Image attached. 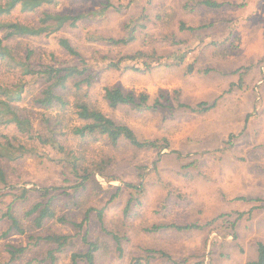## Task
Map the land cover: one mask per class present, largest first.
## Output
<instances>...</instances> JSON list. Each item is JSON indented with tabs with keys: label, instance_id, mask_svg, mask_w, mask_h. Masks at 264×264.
<instances>
[{
	"label": "rangeland",
	"instance_id": "rangeland-1",
	"mask_svg": "<svg viewBox=\"0 0 264 264\" xmlns=\"http://www.w3.org/2000/svg\"><path fill=\"white\" fill-rule=\"evenodd\" d=\"M202 1L56 0L28 14L16 10L10 15L33 27L46 12L85 15L76 26L67 23L49 36L14 38L10 43L21 57L31 50L34 65H82L59 46V39L67 38L84 60H91L92 72L97 68L90 93L102 110L132 128L140 140L167 139L170 144L159 151L137 149L127 142L113 147L105 140H90L89 154L112 159L110 173L118 179L108 183L95 174L98 184L90 181L78 196L81 208L67 204L78 181L53 160L55 154L48 155L50 148L39 145L41 157L28 156L13 164V186L58 188L51 195L58 196L59 214L81 222L84 210L94 209L89 226L82 230L51 221L38 231L74 236V246L57 264H71V253L87 251L85 236L99 245L97 264H245L256 258L257 243L264 242V0H213L221 5L218 9L201 5ZM187 3L191 8L185 7ZM128 26L136 29L134 43L112 52L100 43L101 37H126ZM139 51L146 54L144 71L110 70L100 60L103 56L118 60ZM2 78L27 82H21L24 104L36 113L34 121L41 120L44 109L32 101L43 82L12 73ZM106 86L136 95L146 93L148 107L111 109L103 100ZM161 94L169 95L171 107L154 108ZM180 103L194 109L200 104L212 108L202 112L178 107ZM61 140L80 148V141L69 136ZM140 181L145 193L126 215L130 195L125 184ZM40 199L33 194L29 205ZM99 210H103L109 234L122 239V253L112 235L102 230ZM213 220V225H207ZM172 224L204 228L148 231ZM7 227L1 224L0 233ZM26 243L27 238L16 233L0 240V259H8L6 244ZM52 248L41 243L36 253L33 250L12 264L31 260H37L32 264H47L38 262Z\"/></svg>",
	"mask_w": 264,
	"mask_h": 264
},
{
	"label": "trees",
	"instance_id": "trees-1",
	"mask_svg": "<svg viewBox=\"0 0 264 264\" xmlns=\"http://www.w3.org/2000/svg\"><path fill=\"white\" fill-rule=\"evenodd\" d=\"M55 2L56 0H0V225L8 226L0 233V240L7 239L12 233L27 238L25 246L6 244L4 251L7 253L8 259L6 261L0 259V264L17 262L23 257L29 256L33 250L36 253L41 243L51 245L54 248L48 250L43 260L38 263L46 261L47 264H57L60 258L67 256L68 248L74 246V236L57 233L41 235L37 234L38 231L44 229L45 225L51 221L69 224L82 230L89 226L90 216L94 211L91 207L86 208L83 220L77 222L65 214H59L60 211L56 206L58 196L51 195L58 188L36 190L12 185L10 172L13 170V164L28 156L41 157L39 145L50 148L51 152L48 155L55 154L53 160L62 165L78 181V185L72 188L75 192L71 194L72 198L67 203L74 208L82 207L77 199L81 195L82 189H85L86 184L90 181L98 184L95 174H98L108 183L118 179L110 173L112 159L99 158L97 153L89 154L91 150L87 148V145L90 140H105L113 147L120 146L122 142H127L137 149L162 151L170 148L167 139L140 140L132 128L117 123L102 110L98 101L90 93L97 68L92 72V67L89 66L91 60H84L67 38H60L59 46L71 57H77L82 65L69 63L59 67L44 64L34 65L30 62L31 50H28L25 57L19 55L17 49L10 43L12 39L49 36L60 31L67 23L76 26L80 20L84 19L85 15L83 14L61 15L46 12L40 18L39 25L33 27L30 24L13 20L10 16L16 10L28 14ZM201 5L212 9L221 7L213 0H203ZM185 7L191 8L190 3H187ZM180 28L186 29L185 24H181ZM128 29H130L129 26ZM135 33L136 29H130L129 34L122 39L101 37L99 41L108 48L109 52H112L115 47H124L134 43L136 41ZM145 55L144 52L139 51L131 55H122L118 60H112L108 56H103L100 60L110 70L130 69L138 71L140 69L144 71L143 67H148L143 60ZM140 62L141 68L138 66ZM9 73L17 78L30 77V80L32 76L34 82H43V88L32 101L33 105L44 109V112L41 113V120L34 121L36 113L24 104V84L27 82L21 81L24 84L5 82L2 77L9 75ZM15 73H20L21 76H17ZM32 84L40 85L38 83ZM103 100L111 109H117L122 105L143 108L148 107L149 96L146 93L136 95L133 92H126L120 87L106 86L103 89ZM163 106H170L169 95L161 94L160 98L155 101L154 108ZM178 107L193 110L201 109L202 112L212 108V106L200 104L194 109L181 103ZM72 117L74 124H71ZM68 118H72L71 123H69ZM66 136L80 141V148L74 147L71 142H62L64 140L61 138ZM139 177L142 180L143 174ZM125 186L130 195L125 208L127 215L131 211L133 203L141 202L145 187L141 181L139 184L127 183ZM116 190L117 193L114 198L119 195L121 188H116ZM33 194H39L41 199L29 205V200ZM97 219L102 230L109 234L105 226L103 210L97 211ZM215 221L213 220L207 225H213ZM168 228L190 231L204 227L195 224L183 226L172 224L153 226L148 231L157 232ZM109 235H112L119 253H122V239L118 234ZM83 241L88 246L87 251L71 253V264H97L98 243L89 242L86 236ZM256 253V258L245 264H264V242L257 243ZM34 261L37 262V260ZM34 261L31 260L25 264H32Z\"/></svg>",
	"mask_w": 264,
	"mask_h": 264
}]
</instances>
